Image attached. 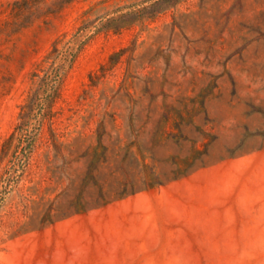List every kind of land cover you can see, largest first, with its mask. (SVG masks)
I'll use <instances>...</instances> for the list:
<instances>
[{
    "label": "rangeland",
    "instance_id": "rangeland-1",
    "mask_svg": "<svg viewBox=\"0 0 264 264\" xmlns=\"http://www.w3.org/2000/svg\"><path fill=\"white\" fill-rule=\"evenodd\" d=\"M82 24L52 124L86 141L55 155L43 123L0 204V264H264V0H0V148Z\"/></svg>",
    "mask_w": 264,
    "mask_h": 264
},
{
    "label": "trees",
    "instance_id": "trees-1",
    "mask_svg": "<svg viewBox=\"0 0 264 264\" xmlns=\"http://www.w3.org/2000/svg\"><path fill=\"white\" fill-rule=\"evenodd\" d=\"M21 1H24L26 6L29 5V0ZM67 1L70 0H63V2ZM85 28L86 24H82L69 37H66V33L55 37L50 48L30 71V85L23 102L19 105L18 120L0 148V160L11 150L8 165L0 175V204L5 199L10 184L14 180V171L20 169L22 173L26 168L29 155L35 147L45 121H48V140L52 144L55 155L66 157L78 150L86 141L87 136L80 133L74 137L73 141L64 142L59 139L60 134L52 124L56 114L54 105L61 95V86L65 75L89 37L86 35ZM114 28L118 29L119 27ZM125 49L122 47L110 53L109 63L116 62ZM130 111V114L133 115L134 110L131 108ZM104 128V123L101 120L94 130L95 133L92 134L97 143H89L83 149L86 155L90 148L94 151L91 159H88V172L86 173L89 176H94V171L100 164L98 162L108 157V146L102 141L103 133L106 132ZM105 200L103 199V201ZM96 204L99 203H93V205ZM84 206L79 209H84Z\"/></svg>",
    "mask_w": 264,
    "mask_h": 264
}]
</instances>
